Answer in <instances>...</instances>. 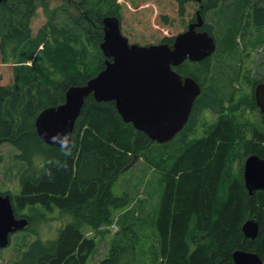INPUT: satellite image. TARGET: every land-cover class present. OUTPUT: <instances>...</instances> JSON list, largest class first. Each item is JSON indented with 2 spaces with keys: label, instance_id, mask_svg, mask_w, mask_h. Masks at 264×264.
I'll list each match as a JSON object with an SVG mask.
<instances>
[{
  "label": "trees",
  "instance_id": "16d2710c",
  "mask_svg": "<svg viewBox=\"0 0 264 264\" xmlns=\"http://www.w3.org/2000/svg\"><path fill=\"white\" fill-rule=\"evenodd\" d=\"M135 1L129 0L132 5ZM174 1V17L169 12L155 15L162 28L176 27L178 18L184 25L191 6L195 19L199 3ZM201 1L203 18L212 11L211 16L219 19L213 25L221 58L235 56L238 34L245 40L250 25L264 28L263 0ZM73 6L79 13L52 8L47 0L0 4V145L11 143L18 150L17 159L26 163L19 176L21 192L0 194L11 196L16 216L28 219L22 230L34 235L9 264H89L98 249V233L114 223L118 229L100 264H138L145 244L143 228L150 224L159 240L152 247V264H235L232 254L238 248L264 259V189L248 193L242 165L243 157L251 153L264 157V133L254 130L249 139L227 116L202 137L188 139L183 133L200 108L213 100L221 104L214 91L223 93L216 85L220 72L212 68L210 56L176 67L180 74L195 78L202 93L184 131L169 142L152 140L123 120L114 101H97L92 94L75 122L69 148L39 137L38 114L61 104L70 86L86 83L104 67L99 49L103 17L118 16L124 31L122 5L116 0H81ZM203 28L214 36L212 24L205 22ZM175 37L165 34L159 42L172 44ZM89 49L96 50L90 62ZM33 57L31 65L23 63ZM56 70L64 78H57ZM135 157L161 171L163 189L151 220L148 211L139 216L132 209L134 197L112 191ZM249 218L259 224L255 238L242 230ZM43 224H55L52 236L43 237Z\"/></svg>",
  "mask_w": 264,
  "mask_h": 264
},
{
  "label": "water",
  "instance_id": "95a60500",
  "mask_svg": "<svg viewBox=\"0 0 264 264\" xmlns=\"http://www.w3.org/2000/svg\"><path fill=\"white\" fill-rule=\"evenodd\" d=\"M4 1L7 0H0V4ZM102 25L100 48L106 58L104 67L86 83L70 86L61 104L38 114L35 127L39 137L48 144L69 148L75 122L86 97L92 94L97 101H114L123 120L152 140L169 142L188 123L201 93L195 78L183 77L174 67L186 60L201 61L211 56L217 46L212 34L197 30L204 25L201 10L172 44L130 43L116 15L104 16ZM255 100L264 119V80L256 85ZM243 178L250 194L264 189V157L250 154L244 163ZM27 225L26 217L16 216L11 196L0 194V248L7 247L11 236ZM242 230L247 237L255 238L259 233L258 221L247 219ZM232 256L235 264H264V259L254 251L238 248Z\"/></svg>",
  "mask_w": 264,
  "mask_h": 264
},
{
  "label": "rangeland",
  "instance_id": "374dc122",
  "mask_svg": "<svg viewBox=\"0 0 264 264\" xmlns=\"http://www.w3.org/2000/svg\"><path fill=\"white\" fill-rule=\"evenodd\" d=\"M47 1H49V6L52 8H69L72 13H79V10L74 8L73 4H79L81 0ZM116 2L122 5L124 35L129 38L130 42L140 43L136 39L140 40V44L159 43V39L165 34L178 35L187 27H185V24L188 25L190 22L194 10L193 6L189 8L184 25L181 24V19L178 18L176 27L162 28L155 15L161 12H169L174 17V10L177 8L174 0H136L133 5L129 0H116ZM211 14H213L212 11L206 12L204 18L207 23L212 24L215 36L216 30L213 24L216 23L217 25L219 19L216 18L215 20ZM148 15L150 17L147 18L146 16ZM240 36V45L235 56L221 58L220 53H217V48L210 56L212 68H217L216 70L220 72L216 74L220 78L216 85L223 89V93L219 90L214 91L218 92L221 104L219 105L217 101L214 102L213 100L214 103L211 102L210 105L203 106L198 110L194 121L184 129L185 131L183 130L184 132L182 131L184 135L188 136V139L202 137L223 116L237 121L249 139L254 130H260L264 133V123L261 121L262 112L258 106L254 107L255 99L252 96L251 90L253 89L251 86L264 79V28L259 30V27L250 25V28L246 31V39L243 40L242 34H238V37ZM215 41L218 47L216 36ZM41 48L42 46L39 49ZM99 49L102 52L101 48ZM94 52L96 50H88L89 60L86 61H91L95 54ZM34 54L37 57L40 51L37 50ZM104 58L105 56L102 52V61H104ZM34 59L35 57L28 61H23V63L31 65ZM190 65L188 64V69ZM52 70L55 71V69ZM55 73H58L56 75L57 78H64L62 77V72L56 70ZM211 84V82H208L209 87H211ZM17 153L18 150L9 142L0 145V193L9 192L12 195H16L21 192L19 176L25 168L26 163L17 159ZM245 157H243L242 165ZM133 163L113 183L112 191L116 195L128 193L134 197L131 202L132 209H135L139 216H143L148 211L147 215L149 219H153L158 210L163 189L160 184L161 171L153 165L148 164L141 157H137ZM236 167L238 168V163ZM102 229L96 237L99 240L97 252L90 259L89 264H100V260L109 250L111 236L118 229V225L114 223L109 226L106 225ZM41 230L43 231V237L47 238L54 234L56 226L55 224H43ZM143 231L145 232V244L143 243L141 246L138 264H152V247H157L159 240L155 237L153 225H147L143 228ZM88 234L91 233L89 232ZM33 238L34 235L31 232L25 230L15 232L11 236L10 244L7 247L0 248V264H9L12 259L19 258L22 250L27 247Z\"/></svg>",
  "mask_w": 264,
  "mask_h": 264
},
{
  "label": "flooded vegetation",
  "instance_id": "af4514ba",
  "mask_svg": "<svg viewBox=\"0 0 264 264\" xmlns=\"http://www.w3.org/2000/svg\"><path fill=\"white\" fill-rule=\"evenodd\" d=\"M190 1H194V0H190ZM194 2H196V1H194ZM202 1H200V2H196V3H199L198 5H199V8H197L196 9V14H197V11L200 9H202L201 7H202V3H201ZM196 14H195V19H191L190 20V22L188 23V25L191 23V22H194L195 20H196ZM204 20H205V18H204ZM206 22V21H205ZM205 22H204V24H205ZM188 25H187V27L184 29V30H186L187 28H188ZM203 27H204V25H203ZM203 27H201V28H197V30H205ZM122 29V28H121ZM123 32V31H122ZM106 59V58H105ZM105 59H104V61H105ZM186 61H190V60H186ZM264 80V79H263ZM263 80H261V81H259V82H262ZM259 82H257V83H255L253 86H251V88H253V89H251L252 90V96H253V98L255 99V88H256V85L259 83ZM201 93H202V86H201ZM200 93V94H201ZM199 94V95H200ZM255 104H256V100H255ZM191 115V114H190ZM261 121L264 123V119H263V114L261 115ZM188 124V123H187ZM243 169H244V163H243ZM243 180H244V178H243ZM245 184V183H244ZM246 187V186H245ZM247 189V188H246ZM248 193H249V191H248ZM250 194V193H249Z\"/></svg>",
  "mask_w": 264,
  "mask_h": 264
},
{
  "label": "bare ground",
  "instance_id": "6f19581e",
  "mask_svg": "<svg viewBox=\"0 0 264 264\" xmlns=\"http://www.w3.org/2000/svg\"><path fill=\"white\" fill-rule=\"evenodd\" d=\"M251 154H254V153H251ZM249 155H250V154H249ZM249 155H248V156H249ZM248 156H247V157H248ZM247 157H246V158H247ZM245 160H246V159H245ZM244 163H245V161H244ZM243 174H244V169H243Z\"/></svg>",
  "mask_w": 264,
  "mask_h": 264
}]
</instances>
